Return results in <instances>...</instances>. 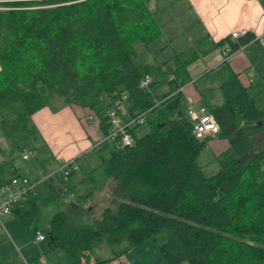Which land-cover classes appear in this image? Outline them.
<instances>
[{"label":"trees","instance_id":"16d2710c","mask_svg":"<svg viewBox=\"0 0 264 264\" xmlns=\"http://www.w3.org/2000/svg\"><path fill=\"white\" fill-rule=\"evenodd\" d=\"M162 27L150 0H0V110L21 101L16 119L25 125L43 106L77 105L86 118L93 115L100 137L109 127V108L124 119L144 113L142 123L128 127L131 144L117 138L96 143L99 137L92 147L100 162L82 178L91 185L80 199L92 195L100 180L111 185L112 204L99 215L85 208V221L76 217L80 208L75 219L58 210L34 231L45 232L48 249L62 250L68 264H113L148 237L168 264H264V147L255 146L264 133V100L255 97L264 89L230 63L249 42L261 45L264 55V43L250 31L234 38L229 33L213 46L226 43L231 55L192 80L219 124L216 135L229 141L217 155L219 168L207 175L197 157L209 136L193 133L182 108L183 82L174 76L161 93L154 90L159 79L140 85L160 68L143 62L133 44H149ZM5 122L0 117V126ZM4 151L0 146V181L18 174ZM80 158H74L77 169L84 168ZM96 169L102 171L94 176ZM76 186L48 174L12 211L30 228L41 203ZM99 243L113 253L96 255ZM37 258L29 264H43Z\"/></svg>","mask_w":264,"mask_h":264},{"label":"rangeland","instance_id":"374dc122","mask_svg":"<svg viewBox=\"0 0 264 264\" xmlns=\"http://www.w3.org/2000/svg\"><path fill=\"white\" fill-rule=\"evenodd\" d=\"M150 7L154 8L157 19L163 24V34L147 45L143 41L138 40L133 44V47L140 54L143 62L152 66L159 65V72L155 71L150 74L152 79H159V82L154 86L156 93L168 90L170 88L169 79L174 76L186 86L190 84L188 79L192 74H196L205 67L211 66L213 57L216 56L218 51L213 46L212 39L205 32L206 28L203 20L186 0H150ZM246 51L251 55L253 64L247 70L248 77L253 79L252 82L257 89H264V55L261 45L257 43L248 45ZM192 56L194 58L191 62L186 64L183 62V60ZM172 84L174 85L175 83L172 82ZM189 86L192 85L190 84ZM189 91L186 88L187 94H190ZM188 96L185 95L182 100V108L187 115L189 103H187L188 99L186 97ZM191 100L194 102H192V105L199 108L200 103H196L194 99ZM255 100L260 102L264 100V96L257 95ZM20 111H23V103L21 101H16L0 110V117L6 121L0 126V146L5 149L3 155H1L5 158H12V162L18 172L27 175L31 180L37 181L41 175L52 171L59 181L71 180L77 184L75 189L66 192L63 197L41 204L32 221L31 228L33 230L27 228L23 223V232L29 233V235L32 232L34 233L36 226H45L50 217L61 209L68 210L69 219H75L74 213L80 208V217L78 214L76 217L85 221V208H90V214L99 215L104 205L112 204L111 200L115 196L111 192V185L108 183L104 185L100 183V180H97L98 185L93 188L94 192L92 195L90 194L88 197L80 199V195L84 194L85 190L91 185L88 177H86L88 182L82 181V178L87 176L89 174L88 171L100 162L97 152L93 148L83 152L80 160L84 163V168L77 169L70 178L66 177L63 171L56 168L57 162L49 154L47 155L43 146L44 141L40 133L33 129L34 126L27 124L28 120H26V125H24L22 121L16 119V115ZM146 126V124H143L142 130H145ZM205 136H209V139L200 151L197 162L202 166L204 173L210 175L219 168L217 155L228 146L229 141L227 138L216 134H206ZM261 136H263L262 139H260ZM258 137L259 139L255 146L263 148L264 133H259ZM24 153H28V158L23 157ZM101 171L96 169L92 174L97 176ZM8 233L10 234L11 232L8 231ZM4 237L3 240H0V248H2L0 249V254L1 259L3 258V264H25V260L29 261L30 257L38 254L44 256L49 263L53 258H58L59 255H62V250L60 249L50 252L46 240L40 242L41 244L37 241L38 243H27V246H21L17 239L13 238L10 240L6 232ZM95 250L98 256H108L113 253L112 249L104 243L97 244ZM2 253H5L6 257H2ZM123 254L128 258L130 264H168L160 257L157 244L151 237L133 245ZM179 264L188 263L182 262Z\"/></svg>","mask_w":264,"mask_h":264},{"label":"crops","instance_id":"0c3cea01","mask_svg":"<svg viewBox=\"0 0 264 264\" xmlns=\"http://www.w3.org/2000/svg\"><path fill=\"white\" fill-rule=\"evenodd\" d=\"M186 1L203 20L206 28L205 32L213 42L229 35L232 30L240 28H246L248 31L254 33L257 39L264 36V0ZM253 44L256 43L249 42L241 46L230 56L231 66L234 70L239 71L242 76H248L247 70L253 65L252 57L246 51L247 46ZM224 46H226V43L215 47L218 53L213 57L211 66H207L200 72L192 74L188 79L192 86H189L190 84L186 86L183 84L182 90L184 95H189L186 97L189 105L194 103L191 99H194L196 103H200V106L203 105L197 88L192 80L197 78L205 70L216 66L223 60V55L220 49ZM250 79L253 80L251 77ZM186 88L190 90V94H187ZM86 116L85 111L81 107L73 104H65L55 110L51 109L49 106H43L29 115L26 120H28L27 124H32V126H34L33 129L40 133V136L44 141L43 146L46 149L47 155L49 154V156L57 162L56 168L59 169L65 161L74 159L83 154V152L91 149L100 137V129L96 122L89 118V116L86 118ZM52 173L54 174V172L49 171L45 175H41L40 178ZM23 223L24 222L14 213V211L6 214L0 224V240L5 238L4 236L6 232L7 235H9L10 240L13 238L17 239L21 246H27V243L33 242H39V244H41L40 242L43 240H35L33 232L30 235L29 233L23 232ZM31 226L32 224L30 225V229L33 230ZM8 231L11 233L9 234ZM55 250H50V252ZM35 256L37 255L30 257V260ZM2 257H6L5 253ZM58 258H53L48 263L44 256L38 254L37 259H39L38 262L40 261L43 264H68L63 253L62 255H59ZM29 261L25 260V264H29ZM113 264H130V262L125 254H121L113 260Z\"/></svg>","mask_w":264,"mask_h":264},{"label":"built area","instance_id":"2783aa9c","mask_svg":"<svg viewBox=\"0 0 264 264\" xmlns=\"http://www.w3.org/2000/svg\"><path fill=\"white\" fill-rule=\"evenodd\" d=\"M246 28H240L232 30L231 37H237L246 33ZM259 40L264 43V36L259 37ZM223 58H228L229 53L228 45L221 47L220 49ZM152 80L151 75L146 74L140 79L141 86H147ZM251 80V79H250ZM182 88V87H181ZM188 116L192 121L193 133L197 137H203L206 134L212 135L219 131V124L212 112L208 111L204 105L199 108L194 107L192 104L188 106ZM107 117L109 127L106 133L100 137L96 142H102L104 140H115L123 145H129L133 142L132 135L128 130V127L133 124L142 123L144 121V113L140 112L135 116H131L128 119L122 118L114 107L107 110ZM89 118L93 119V115H89ZM23 157H28V153H24ZM78 164L74 159L65 161L59 169L63 171V174L67 177L72 169H77ZM47 176V175H46ZM40 178L37 181L31 180L27 175L12 174L5 181H0V224L3 217L12 211L13 206L17 201L26 196L29 193H36L39 182L44 178ZM46 238L45 232L41 229H36L34 232L35 240H44Z\"/></svg>","mask_w":264,"mask_h":264},{"label":"water","instance_id":"95a60500","mask_svg":"<svg viewBox=\"0 0 264 264\" xmlns=\"http://www.w3.org/2000/svg\"><path fill=\"white\" fill-rule=\"evenodd\" d=\"M48 237L50 238V237H51V235H50V234H48Z\"/></svg>","mask_w":264,"mask_h":264}]
</instances>
